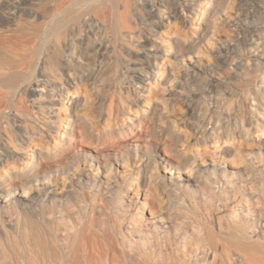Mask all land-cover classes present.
<instances>
[{"label": "rangeland", "instance_id": "obj_1", "mask_svg": "<svg viewBox=\"0 0 264 264\" xmlns=\"http://www.w3.org/2000/svg\"><path fill=\"white\" fill-rule=\"evenodd\" d=\"M192 1L0 0V264H264V0Z\"/></svg>", "mask_w": 264, "mask_h": 264}, {"label": "bare ground", "instance_id": "obj_2", "mask_svg": "<svg viewBox=\"0 0 264 264\" xmlns=\"http://www.w3.org/2000/svg\"><path fill=\"white\" fill-rule=\"evenodd\" d=\"M188 1H190V2H188ZM184 2H185L186 5H188L190 8H192V11L190 10V12L193 13L194 12L193 9H197V8H195L194 2L192 0H184ZM64 5L65 4H64L63 1H61L59 3H55L54 6H52L51 15L52 16H58L59 14H64V12L67 13V10L65 9ZM2 6H5V5H2ZM9 12L10 13H15L16 10L15 9L14 10H9ZM12 17H14V16H12ZM207 21L205 23V27L203 28L204 33L208 31V22ZM161 24L162 23H160V22H156L157 26H161ZM194 45H195V43H194V40H192V39L188 43H182L181 44L183 50H185V51H188L189 49L193 48ZM154 49L155 48L150 47V50H154ZM221 54H219V55H221ZM146 55L147 56L139 57L136 61L133 62L134 65H132L131 67H129L127 69L129 72H131L129 78L132 80V82L130 83L129 86H130V88H131V90H132V92H133V94L135 96L144 95L145 91L148 90V88H149L148 86H149V83H150V78L153 77V74L157 75V73H161V72H159V69H157L158 68V62L157 61L152 62L151 59H153V58L149 59L150 56H152V55L154 56V53L153 54H148L147 53ZM225 56H226V54H225ZM151 66H152V68H155V69L154 70L151 69ZM168 74L172 75L173 73L171 71H168ZM69 81H70V84H72V85L76 84L73 79L69 80ZM36 90H38V89H36ZM135 102H136V100H135ZM70 104H71V107H72V115L70 117L71 120H70V122L68 123V126H67L68 130L73 129L74 122L80 121L81 118H82V117H80L79 112L77 111L79 105H81V99L79 97L73 96L70 99ZM143 119L141 118V115H140V116L136 117L134 120H132L131 123H126L124 127H123L122 124H121L122 126L118 127L117 125H112L111 123H108L104 133H105V135H113V133L115 131H117V133L122 135V132H124L125 127L128 130H131L132 123L136 122L137 125H140L142 123ZM119 125H120V123H119ZM66 130H64V131H66ZM115 140H116V138H115ZM259 140H264V137H262V136L259 137ZM91 141H92V139H91ZM1 152H2V150H1ZM34 157H36L37 160H39V159L41 160L42 158L47 159L49 156H48V154L46 152H43L41 150H36L35 153H34ZM146 158H147V162H149L151 160V156H149V155ZM191 163H194V161H192ZM21 168H22V166H21ZM98 168H99V166L96 167V169H98ZM104 169L106 171H108V172L110 171V164L108 162L104 163ZM186 173L189 176H191L192 178H194L197 181L198 185L201 184V181L203 180L202 177H201V174L196 169H194V167H188L187 170H186ZM45 174L47 175V173H44V176H45ZM9 176H10V180H12L13 177H16V178L18 177V179L20 178L21 181H23V183H22V190H23L22 195L26 196L30 200H33L34 195H33L32 191L30 190L29 181L31 179L38 180L39 170H38V167L36 166V164L35 163L34 164L30 163V165L28 167H26L22 172H12V173H9ZM146 180H147V176L144 175L143 176V181H146ZM2 182H4V181H0V187L2 186V184H4ZM36 191H38V190H36ZM255 218L260 223L262 221H264V211L260 210L259 212H257Z\"/></svg>", "mask_w": 264, "mask_h": 264}]
</instances>
